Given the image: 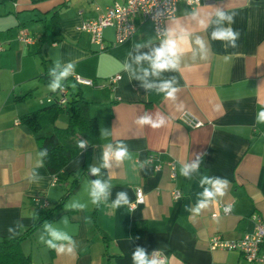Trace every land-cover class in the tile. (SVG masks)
Returning <instances> with one entry per match:
<instances>
[{"label":"crops","instance_id":"1","mask_svg":"<svg viewBox=\"0 0 264 264\" xmlns=\"http://www.w3.org/2000/svg\"><path fill=\"white\" fill-rule=\"evenodd\" d=\"M122 1L0 0V241L31 229L39 213L68 195L74 176L84 168L77 191L67 196L60 212L20 243L28 264H133L137 247L149 256L157 251L165 264H250L236 251L210 250L209 242L216 237L237 241L253 231L252 216L264 221V123L257 122L264 110V0H205L191 10L181 5L165 21L162 39L149 21L134 19L135 31L124 43H115L114 28L104 29L100 50L80 27ZM217 11L234 14V22L216 23ZM229 27L239 33L235 47L212 38L218 28ZM180 29L183 41L178 39ZM170 30L178 39V70L139 79L145 69L152 70L149 61L136 63V57L150 55ZM20 31L34 43L19 42ZM69 64L72 74L93 83L78 88L96 120L99 143L81 150L53 176L21 118L56 96L57 88L49 87L55 78L44 75L60 73ZM173 78V87L179 89L175 101L157 90ZM67 79L76 86L70 75ZM158 114L165 120L160 128L136 123L145 115L156 120ZM183 115L202 126H186ZM67 126L63 113L50 129ZM120 144L130 158L102 167L105 151ZM197 156L202 157L199 168L181 176L180 168ZM169 164L175 166V179L170 178ZM93 167L100 169L98 175L91 173ZM204 176L227 179L229 186L224 197L209 202L197 216L191 210L210 187L201 186ZM96 180L110 188L106 200L93 204L90 191ZM136 188L144 194L142 205L131 211L128 204L111 207L119 192L133 202ZM176 190L181 197L174 200ZM74 203L85 207H70ZM220 203L231 205L229 216L220 214ZM133 223L144 224L141 237L132 236ZM45 225L71 237L72 254H58L48 246L52 237Z\"/></svg>","mask_w":264,"mask_h":264},{"label":"clouds","instance_id":"2","mask_svg":"<svg viewBox=\"0 0 264 264\" xmlns=\"http://www.w3.org/2000/svg\"><path fill=\"white\" fill-rule=\"evenodd\" d=\"M195 16V13L193 14ZM218 19L216 23H221L223 21H227L229 24L233 23V15L226 14L223 11H217L216 13ZM180 36L178 39L183 41L184 39V30L180 29ZM239 37V33L233 31L232 28H218L212 33V38L214 40H221V41H228L232 47L236 46V40ZM178 39L175 35V32L170 30L166 33V38L162 41L161 46L156 48L150 55H143L136 57V63H140L143 60H147L150 62L151 66V73L147 69L144 70V76L138 77L139 79H144L149 74L151 75H159L160 72L166 70H178L179 67V49H178ZM196 43L200 46L201 50L204 49V42L199 37L196 40ZM143 45H136L137 48L142 47ZM72 65L69 64L63 71H61L58 75L53 71L50 73L51 75L55 76V82L49 85L52 91H55L56 88L60 87V81L62 79H66L72 70ZM173 81H165L158 86V92L164 93V98L168 100H176V93L179 91L177 87H173ZM145 87H152V85H145ZM258 123H264V110L259 112L257 117ZM136 123L143 125H149L150 127L156 129L160 128L164 125L165 120L162 116L158 114L157 119L153 120L151 117L145 115L140 117ZM85 146V142L81 141L79 147L83 148ZM109 149H111V145H109ZM46 150L41 152L40 155H46ZM130 158V154L127 150V147L123 144L117 146L115 151H105L103 157V165L102 167L111 168L109 163L110 160H115L117 163ZM202 157L197 156L196 161L191 164H185L180 168V175L183 177H189L190 172L196 171L199 168L200 162ZM91 173L93 175H98L100 172L99 168H91ZM201 186L207 184L210 185L209 188H205L203 193L200 195L203 197L197 202V205L191 211L194 215H199L201 210L206 209L209 206V202H216L217 197H224L226 194V190L229 186V181L227 179H219V178H209L204 176L200 180ZM110 188V184L107 182H102L100 180H96L92 183V188L90 191V196L92 198L93 204H98L101 198L107 199L108 189ZM129 198L125 192L117 193L116 200L112 203L111 207L113 209L120 207L121 205L129 204ZM72 208H84L85 205L83 204H72L70 205ZM231 211V205L225 207V212ZM63 223L65 225L68 224L67 219L65 218ZM46 230L49 232V235L52 237V240L47 241L48 246L58 254H72L74 251V242L72 241L71 237L68 236L64 232L55 231L51 228L50 225H45ZM43 239V237H41ZM53 240L57 241H67V245L61 244L57 245L53 243ZM132 262L133 264H165V260L160 258V254L153 253L151 256L147 253V251L143 247H137L135 251L132 253Z\"/></svg>","mask_w":264,"mask_h":264},{"label":"built area","instance_id":"3","mask_svg":"<svg viewBox=\"0 0 264 264\" xmlns=\"http://www.w3.org/2000/svg\"><path fill=\"white\" fill-rule=\"evenodd\" d=\"M204 1L205 0H123L121 3H115L113 6L106 8L97 19L84 22L81 25L80 30L87 33L90 36L91 42L98 45L100 50L104 49L102 38V32L104 29L114 28L115 43L121 44L127 41L134 33V19L149 21L153 25L156 37L162 39L165 35V21L175 16L179 6L183 5L191 10L198 7ZM17 39L25 45H31L34 43L32 37L23 31L18 33ZM70 77L74 83L79 86L93 85L91 80L82 79L72 73L70 74ZM117 80L118 77L112 79V81ZM67 94L66 87L60 85V87L57 88L56 96L47 99L45 103H56L58 106H64L67 103ZM181 121L192 129H198L202 126V122L196 121L187 115H183ZM18 124L19 123L16 122V125ZM80 142L81 141L77 142L78 148L82 151L86 150V145L83 148L79 147ZM151 160L152 157L149 158V161ZM169 166L170 178L175 179V166L174 164H169ZM54 182H56V179ZM172 197L174 200L179 199L181 197L180 191H174ZM143 203L144 194L140 188H136L135 199L127 205L128 210L131 211ZM226 206L228 205L220 203V214L223 216H229L231 213V211L227 213L225 212ZM217 216V214L212 215L214 218ZM251 219L254 224L251 233L245 234L241 239L232 242L225 241L220 237L213 238L209 242L210 250L220 249L236 251L250 264H264V221H261L256 216H252ZM154 252L159 255L157 251H153L150 256ZM160 258L163 257L160 255Z\"/></svg>","mask_w":264,"mask_h":264},{"label":"trees","instance_id":"4","mask_svg":"<svg viewBox=\"0 0 264 264\" xmlns=\"http://www.w3.org/2000/svg\"><path fill=\"white\" fill-rule=\"evenodd\" d=\"M52 73V72H51ZM58 75L59 73L55 71ZM44 78L49 80L54 75L46 74ZM74 83V82H73ZM75 84V83H74ZM60 85L67 89V103L58 106L56 103H45L42 109L24 115L21 124L28 128L35 137L39 152L46 150L47 154L42 157L44 166L48 172L58 175L72 160H74L81 149L77 142L83 141L87 148L99 143V134L96 120L89 116V103L82 97L78 85L73 87L70 79H62ZM66 113L68 115V126L65 129L51 128L58 117ZM85 169L76 173L70 186L69 194L77 191ZM53 209L39 213L33 227L19 237L0 241V264H28V259L20 250V243L30 234L36 226L54 217L64 206L67 196ZM144 231L143 223L131 225L132 236L141 237Z\"/></svg>","mask_w":264,"mask_h":264},{"label":"water","instance_id":"5","mask_svg":"<svg viewBox=\"0 0 264 264\" xmlns=\"http://www.w3.org/2000/svg\"><path fill=\"white\" fill-rule=\"evenodd\" d=\"M21 130H22L23 132H25V133H28V130H27L26 128H24V127H22Z\"/></svg>","mask_w":264,"mask_h":264}]
</instances>
